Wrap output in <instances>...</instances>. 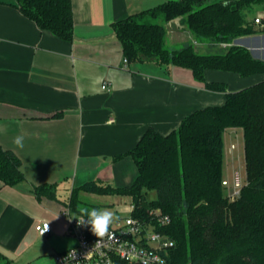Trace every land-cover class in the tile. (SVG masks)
<instances>
[{"label": "crops", "instance_id": "crops-1", "mask_svg": "<svg viewBox=\"0 0 264 264\" xmlns=\"http://www.w3.org/2000/svg\"><path fill=\"white\" fill-rule=\"evenodd\" d=\"M167 1L72 0L74 38L66 42L25 16L15 0H0V146L19 159L24 175L13 186L0 180V253L8 264H55L60 252L77 245L62 216L74 189L92 182L132 185L138 168L129 152L145 133L167 136L189 115L221 107L228 93L264 80L262 74L207 70L200 82L191 69L129 61L113 24ZM255 13L251 22L264 10L259 6ZM254 26L258 32L234 44L264 61L262 25ZM166 30L172 50L194 44L198 52L214 54L229 46L195 39L181 17ZM19 136L23 148L13 143ZM231 146L224 147L223 167L234 171L241 157ZM43 185L54 187V197H38L35 188ZM87 196L98 198L94 208L113 207L120 218L131 213L130 196L86 191L79 193V210ZM43 222L52 226L49 235L36 229Z\"/></svg>", "mask_w": 264, "mask_h": 264}, {"label": "trees", "instance_id": "trees-1", "mask_svg": "<svg viewBox=\"0 0 264 264\" xmlns=\"http://www.w3.org/2000/svg\"><path fill=\"white\" fill-rule=\"evenodd\" d=\"M22 13L59 39L72 42V0H15ZM264 0H169L113 24L129 61L154 62L191 69L205 82L207 70L264 75V61L234 44L259 30L249 14ZM146 15L150 17L145 18ZM181 17L195 39L229 44L224 53L202 54L194 44L167 47L166 24ZM264 32V23L260 29ZM210 90L225 91L217 83ZM242 129L247 181L232 201L223 186L224 134ZM129 155L138 175L132 185L113 188L95 182L74 189L68 202L78 209L81 191L130 196L133 216L149 221L151 210L169 215L171 223L158 230L175 242L170 264H264V80L227 94L226 103L189 115L177 131L163 136L148 131ZM0 180L16 185L24 180L19 159L0 146ZM53 186L35 188L39 198L54 197ZM156 192V198L149 194ZM0 264H8L0 253ZM116 264H129L118 260Z\"/></svg>", "mask_w": 264, "mask_h": 264}, {"label": "built area", "instance_id": "built-area-1", "mask_svg": "<svg viewBox=\"0 0 264 264\" xmlns=\"http://www.w3.org/2000/svg\"><path fill=\"white\" fill-rule=\"evenodd\" d=\"M254 22L263 25L264 15L256 17ZM102 89L107 90V84H103ZM231 149L235 150L236 146L233 144ZM222 184L229 191L230 200L234 201L240 196L245 183L239 171H235L232 181L223 180ZM130 209L131 213L114 223L109 229V235L97 243V237L88 227L78 225L77 220L81 215L73 214L67 205L62 216L68 222L69 232L76 238L77 245L60 252L55 264H116L118 260L129 264H161V261L163 264H170L167 254L175 242L157 229L158 226L169 225L170 216L160 210H151L149 221H145L133 216L134 204ZM36 229L44 236L52 232V226L48 222L40 223Z\"/></svg>", "mask_w": 264, "mask_h": 264}, {"label": "clouds", "instance_id": "clouds-1", "mask_svg": "<svg viewBox=\"0 0 264 264\" xmlns=\"http://www.w3.org/2000/svg\"><path fill=\"white\" fill-rule=\"evenodd\" d=\"M13 143L17 147L23 148V137H16ZM80 212L81 218L77 220L78 225L88 227L92 234L97 237V243H99L106 235H109V229L111 226L120 219L119 215L110 208H82ZM161 264H163L162 261Z\"/></svg>", "mask_w": 264, "mask_h": 264}, {"label": "rangeland", "instance_id": "rangeland-1", "mask_svg": "<svg viewBox=\"0 0 264 264\" xmlns=\"http://www.w3.org/2000/svg\"><path fill=\"white\" fill-rule=\"evenodd\" d=\"M259 7H255L253 9V11L249 14V17L252 18L253 16H255V12ZM238 132H236V134L228 136L227 134H225V150L231 146V144H234L236 146L237 152L240 155V159L237 161V165H234V171H232V165H230L229 167L231 168L230 170H227L226 167L224 166V180H229L232 181L233 175L235 173V171H239V173L242 175V179L244 181V183H246L247 181V176H246V164H245V151H244V134H243V130L242 129H238ZM226 195L229 194V191L227 190V188L225 189ZM46 195V194H45ZM43 195V196H45ZM89 198H87V203L84 204V206H82L83 208H94L93 205L94 204H98L99 201H97L96 199L98 198H93L91 196H87ZM149 198L150 199H154L156 198V192L152 191L149 194ZM99 208H110L115 212V209L113 207L110 206H99ZM123 218V217H122Z\"/></svg>", "mask_w": 264, "mask_h": 264}]
</instances>
